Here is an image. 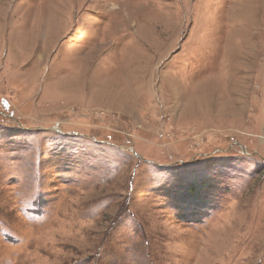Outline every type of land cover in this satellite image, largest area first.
<instances>
[{"label": "rangeland", "instance_id": "374dc122", "mask_svg": "<svg viewBox=\"0 0 264 264\" xmlns=\"http://www.w3.org/2000/svg\"><path fill=\"white\" fill-rule=\"evenodd\" d=\"M0 264H264V0H0Z\"/></svg>", "mask_w": 264, "mask_h": 264}, {"label": "bare ground", "instance_id": "6f19581e", "mask_svg": "<svg viewBox=\"0 0 264 264\" xmlns=\"http://www.w3.org/2000/svg\"><path fill=\"white\" fill-rule=\"evenodd\" d=\"M152 64V63H151ZM150 69V68H149ZM148 77V76H147Z\"/></svg>", "mask_w": 264, "mask_h": 264}]
</instances>
